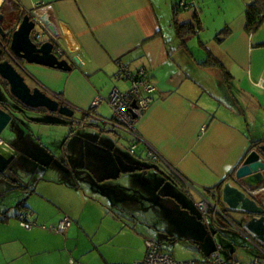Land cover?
I'll return each mask as SVG.
<instances>
[{
	"label": "crops",
	"instance_id": "crops-1",
	"mask_svg": "<svg viewBox=\"0 0 264 264\" xmlns=\"http://www.w3.org/2000/svg\"><path fill=\"white\" fill-rule=\"evenodd\" d=\"M177 1L2 0L0 60L8 59L32 86L65 101L78 124H68L58 111L30 108L10 91L1 101L12 113L0 133L16 151L8 165L19 159L29 171L25 178L5 173L8 165L0 172V264L139 261L146 239L156 240L176 259L170 248L179 237L160 218L167 216L172 224V210L192 209L197 198L176 172L198 188L217 186L220 207L238 220L245 238L235 252L220 253L222 258L230 264L264 258V243L243 227L251 215L229 208L221 198L224 182H231L246 154L264 143V18L247 32L244 11L253 0H185L186 8L177 7ZM181 9L187 13L180 16ZM25 13L51 24L54 39L36 38L33 30L30 36L38 43L53 41V51L69 59V70L12 53L10 32ZM188 25L191 30L183 28ZM35 26L43 30L40 23ZM190 33L198 37L189 40ZM119 63L132 71L143 67L154 85L151 102L136 120L140 138L133 151L129 134L83 112L112 117L104 100L92 102L113 87L127 88V80L114 76ZM23 116L36 125H21ZM148 147L157 158L149 157ZM23 208L35 221L29 228L17 217ZM64 216L70 223L57 231ZM203 223L191 222L193 229L186 233L192 252L186 259L196 264H206L215 250ZM216 229L209 228L213 236Z\"/></svg>",
	"mask_w": 264,
	"mask_h": 264
},
{
	"label": "water",
	"instance_id": "water-1",
	"mask_svg": "<svg viewBox=\"0 0 264 264\" xmlns=\"http://www.w3.org/2000/svg\"><path fill=\"white\" fill-rule=\"evenodd\" d=\"M36 21L30 18L28 13L23 14L18 25L10 32L9 48L12 53L27 62L42 64L63 70H69L71 64L68 58L60 57L53 51L54 43L51 40L34 41L30 32L34 29ZM48 28L53 30L51 24ZM5 31L0 25V36ZM71 60L78 62L73 56ZM0 76L9 84L10 93L22 104L29 107H45L51 111H58L61 114L70 116L74 109L66 102H59L39 85L30 86L24 75L8 60H0ZM5 103L4 105H6ZM134 105V102H132ZM7 106V105H6ZM12 118L9 108L0 107V133ZM2 145L10 148L0 140ZM16 151L9 149L7 153L0 152V172L12 160ZM264 143L258 144L257 149H251L241 164L235 170L232 181L224 182L222 186V201L231 209L239 210L251 215L243 227L251 232L260 242L264 243V190L257 194H248L241 187V184L249 188L264 187ZM261 185V186H260ZM262 193V195H261Z\"/></svg>",
	"mask_w": 264,
	"mask_h": 264
},
{
	"label": "built area",
	"instance_id": "built-area-1",
	"mask_svg": "<svg viewBox=\"0 0 264 264\" xmlns=\"http://www.w3.org/2000/svg\"><path fill=\"white\" fill-rule=\"evenodd\" d=\"M0 1L2 2V0ZM176 5L177 7L182 8H186L188 6L185 0H178ZM33 18L37 23H40L43 28L42 31L33 29L32 34L36 38L40 37L42 34H47V36L52 39L55 38L54 31L49 29L46 24H42L39 18ZM4 48L6 50L5 46ZM57 49L60 51V48ZM114 76L116 79L127 80V88L119 89L117 87H113L106 97L99 95L92 102V105L94 106L98 104L99 101L104 100L112 111V117L105 118L96 114L91 115V113L86 110H83V112L99 121L105 122L106 124L125 132L126 134H129L132 139L130 149H134L136 147L135 139L140 138L136 130V120L138 116L143 114L151 102L152 97L150 92L153 90L154 85L149 80L143 67H139L137 70L132 71L126 64L119 63ZM54 95L59 98L58 95ZM132 102H134V105H132ZM147 152L151 158L158 157L157 151L152 147H148ZM176 174L186 191L193 189L196 192L197 198L195 200V206L200 212L201 218L206 226L209 228L214 226V224L220 226L219 217H222V219L228 222L230 227L239 230L236 223L229 218V216L219 206V191L217 186L198 188L181 173L176 172ZM241 187L246 191V193L252 195L264 190V187L249 188L245 184H241ZM17 217L20 224L25 228H29L35 223V221L30 218L29 211L25 208L18 211ZM69 223V218L64 216L58 221L56 227L54 228L61 232ZM145 246V256L142 260L133 262H112L111 264H196L193 259H175L170 253L162 250L158 242L154 239H146ZM220 247L221 245L219 243H215V250L206 264H230L228 259L221 257L219 251ZM253 263L263 264V259L261 257H256L254 258Z\"/></svg>",
	"mask_w": 264,
	"mask_h": 264
},
{
	"label": "rangeland",
	"instance_id": "rangeland-1",
	"mask_svg": "<svg viewBox=\"0 0 264 264\" xmlns=\"http://www.w3.org/2000/svg\"><path fill=\"white\" fill-rule=\"evenodd\" d=\"M8 8H9V1H6L5 5H4V9H8ZM183 13H187V11L181 9L178 12V14H180V16ZM179 21L181 22L182 19L180 18ZM35 27H36V29H38L37 25ZM181 28L182 27H180V29ZM183 28L186 30H191V27L189 25L183 26ZM188 36H189L188 37L189 40L192 38V36L195 39L198 37L196 34H193V33L192 34L190 33V35H188ZM7 54L9 55L8 52H7ZM0 55H1V49H0ZM24 64L26 66H28L29 63H24ZM25 80L27 81V83L29 85H31V86L33 85L32 80L27 75H25ZM8 94H9V90L7 89L6 85L3 83L2 78H0V104L2 103L1 101H3L4 99H6L8 97V96H6ZM63 116H65V118H67L68 124H70V123H73L74 125L78 124V122L75 118L76 113L74 115H70V116L63 114ZM30 119H31L30 117H29V119L27 117H24L21 120L20 124L21 125L24 124L26 127H31V126L36 125V122H33V120H30ZM33 119L36 120L37 118H33ZM56 128L59 129L60 126L57 125ZM261 132L264 134V129ZM252 134L255 135L254 132ZM260 135L262 136V134H260ZM41 136H42V139H44L43 134H41ZM8 151H9V149L7 147L3 146L2 143L0 142V152L7 153ZM24 163L19 159H15L13 161V163L8 165V167L5 169V173L12 174V172H14V175L25 178V174L28 173L29 170H28V166H24ZM193 204H194V201H193ZM221 207H223V205ZM222 209H224L225 213L226 212L228 214L232 213L229 211V209L227 211L225 210V208H222ZM171 216H172V220H175V221L170 222L172 224H169V222L166 218L167 216H165V217L162 216L160 218V222L162 224H166V225L168 224L169 227L171 228V230L173 231L174 235L176 237L177 236L179 237V239L175 240V244L173 245V247L170 248V250L174 253V256L176 257V259H186L192 255V252H190L189 247H188L189 240L187 239V236H186V233H188L189 230L193 229V227H190L189 224L191 222L203 223V220L201 218L200 212L197 210L195 205L192 207V209L191 208L185 209V210L173 209L171 212ZM219 219L224 220V219H222V217H219ZM235 221L234 222L238 226V220H235ZM219 224H220V222H219ZM220 225H222V224H220ZM211 228H212V230H214V228H217V229L214 231V236H213L211 234V230H209V228L207 227V229H208V232H207L208 233V242L211 246H213L214 243L221 244V248L219 250L221 254H225V252L227 251L228 248L230 249V251H232L231 249L233 248L234 252H235L237 245L241 244V241L245 238V236H243L238 229L230 227L229 224L226 223V221L224 222V225H222V226H218V225L214 224V226H212ZM185 229H187V232H185ZM248 242H249V244L254 245L253 241H251L249 239H248ZM163 243L166 245L167 248L171 246V244H169V243H165V242H163ZM240 248H242V246L238 247V249H240ZM163 250H165V248H163Z\"/></svg>",
	"mask_w": 264,
	"mask_h": 264
},
{
	"label": "trees",
	"instance_id": "trees-1",
	"mask_svg": "<svg viewBox=\"0 0 264 264\" xmlns=\"http://www.w3.org/2000/svg\"><path fill=\"white\" fill-rule=\"evenodd\" d=\"M174 11H178V10L174 8ZM244 13H245V30L247 32H251L258 27V25L264 18V0H253L252 3L246 6ZM1 39L3 38L1 37ZM1 104L4 108L7 109L8 106L4 105V103ZM134 149H130V150L133 151ZM16 205L20 206L21 202H18Z\"/></svg>",
	"mask_w": 264,
	"mask_h": 264
},
{
	"label": "flooded vegetation",
	"instance_id": "flooded-vegetation-1",
	"mask_svg": "<svg viewBox=\"0 0 264 264\" xmlns=\"http://www.w3.org/2000/svg\"><path fill=\"white\" fill-rule=\"evenodd\" d=\"M12 24H14V23H12ZM10 29H12L13 27L11 26V27H9ZM261 195H262V193H261Z\"/></svg>",
	"mask_w": 264,
	"mask_h": 264
},
{
	"label": "bare ground",
	"instance_id": "bare-ground-1",
	"mask_svg": "<svg viewBox=\"0 0 264 264\" xmlns=\"http://www.w3.org/2000/svg\"><path fill=\"white\" fill-rule=\"evenodd\" d=\"M1 2V1H0ZM81 114H83L82 112H81ZM84 115V114H83ZM88 116V115H87Z\"/></svg>",
	"mask_w": 264,
	"mask_h": 264
}]
</instances>
